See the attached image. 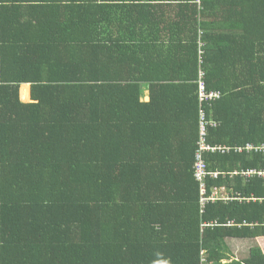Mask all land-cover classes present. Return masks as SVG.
I'll use <instances>...</instances> for the list:
<instances>
[{"label": "trees", "instance_id": "obj_1", "mask_svg": "<svg viewBox=\"0 0 264 264\" xmlns=\"http://www.w3.org/2000/svg\"><path fill=\"white\" fill-rule=\"evenodd\" d=\"M202 43L208 193L242 172L203 213ZM0 62V264H264V0H0Z\"/></svg>", "mask_w": 264, "mask_h": 264}, {"label": "built area", "instance_id": "obj_2", "mask_svg": "<svg viewBox=\"0 0 264 264\" xmlns=\"http://www.w3.org/2000/svg\"><path fill=\"white\" fill-rule=\"evenodd\" d=\"M204 44H200L199 54H198V72H197V103H198V139H197V149L194 155V164H193V178L196 183L199 184L200 187V207L202 213L206 209V207L210 203H216L218 201V194L208 193L207 190V182L208 179H217L219 174L217 172H211L208 169V164L205 159V154L207 152H226L229 151L230 148L223 146H212L208 143L209 129L218 127V123L212 119H208L207 112L212 109L213 105L221 100L222 94L220 92H216L213 90H209L206 83V72L203 70V53L204 49H202ZM1 65V62H0ZM248 150L255 149L256 151H260L264 154V146L255 148L253 146H248ZM237 151H242V149H238ZM251 174V173H249ZM260 177L264 178V172L259 174ZM215 225H203L204 228L214 227ZM216 227V226H215Z\"/></svg>", "mask_w": 264, "mask_h": 264}, {"label": "crops", "instance_id": "obj_3", "mask_svg": "<svg viewBox=\"0 0 264 264\" xmlns=\"http://www.w3.org/2000/svg\"><path fill=\"white\" fill-rule=\"evenodd\" d=\"M163 7L166 8V10L168 9V10L172 11V13H174V12H176L177 5L172 3L169 6H163ZM234 83L236 84V81L235 80H234ZM23 85H29V91H28L29 93H28V101L27 102H23L22 101V102L23 103H26V104L31 103L32 102V100H31V84H22L21 85V88H22ZM141 90L143 92H145V95H143L141 101L142 102H145V103H148L150 101V98H149V90H148L147 86L145 88V85H143L142 88H141ZM20 94L22 95L21 89H20ZM237 152H242V151H237ZM224 153H226V154H223V153L220 154V153H218V154H215V155H223L222 157H225L229 153H231V149L229 151H227V152H224ZM222 157H215V160H220L221 162H214V163H212L213 166H214V168L217 171H224V169H222V167H223V164H224L223 162H225V161L223 160ZM208 164L211 165V161H209ZM226 167H227V164H225V168ZM245 175H247V177H249V174H245ZM237 177H240L241 178L242 177V172H240L239 170H237V168H235V172L234 173H231L230 179H227L226 180L225 179L226 177H223L224 179L222 178L223 180H225L226 184L221 185V186H213L211 188V193L212 194L215 193V192L218 194V197L219 198H218V201L217 202L228 203V202L234 200L233 197H235V196L240 197V195L237 194V193H236L237 195H234L235 193L233 191L234 186H236V184H237V182L235 180V178H237ZM219 180H220V178L214 179V181H219ZM256 241L264 249V238H259ZM231 242H236V240L233 239V240L230 241V243Z\"/></svg>", "mask_w": 264, "mask_h": 264}, {"label": "rangeland", "instance_id": "obj_4", "mask_svg": "<svg viewBox=\"0 0 264 264\" xmlns=\"http://www.w3.org/2000/svg\"><path fill=\"white\" fill-rule=\"evenodd\" d=\"M28 91H29V88L24 89V93L22 96L23 100H28V93H29ZM230 241L231 240H229V244H230L229 246H230L231 250H233V252L236 254L235 256L237 258H242L246 254H248L251 246H254V242L251 240H236V242H231V243H230Z\"/></svg>", "mask_w": 264, "mask_h": 264}]
</instances>
